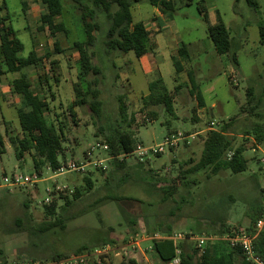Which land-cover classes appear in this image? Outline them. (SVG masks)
<instances>
[{
	"label": "rangeland",
	"instance_id": "374dc122",
	"mask_svg": "<svg viewBox=\"0 0 264 264\" xmlns=\"http://www.w3.org/2000/svg\"><path fill=\"white\" fill-rule=\"evenodd\" d=\"M5 1L12 25L25 47L21 57L35 50L41 58L24 73L33 82L38 98L48 105L47 123H62L65 162L92 160L88 151L100 142L95 136L98 127L118 118L120 94L126 96L129 112L135 117L136 125L131 131L137 145L160 146L166 138H179V133L182 139L177 146H166L163 154L143 162L132 156H119L127 162L123 170H114L108 153L97 151L95 156L107 160L103 172L89 169L86 174L55 175L46 166L38 174L36 184L12 187L4 178L32 176L36 172L32 153L26 152L18 160L11 142L12 138L22 137L20 97L10 85L21 73L4 76L0 84V263H51L55 255L70 256L83 245L94 248L106 239L115 242L111 246L124 249L123 253H137L138 249L126 247L131 237L171 232L222 238L237 229L248 230L249 214L263 203L264 189V144H258L252 134L255 124L264 126V46L259 42L258 29V23L264 22V0H256L259 11L246 0H191L190 4L175 0L174 12L166 14L147 0L134 3V23L146 24L153 44L154 29L161 30L158 46L143 61L134 52L107 53L103 40L108 22L100 15L101 31L95 33L97 41L90 52L101 75L91 74L85 80L79 78V53L73 48V42L82 38L80 13L71 0H62L64 15L56 19L57 23L66 24L68 33H59L56 38L48 31L38 30L45 12L41 0ZM21 2H25L26 12ZM199 6L207 11L209 24L219 20L228 28L231 53L236 54L238 66L228 56L217 53ZM56 41L60 53H54ZM183 44L189 58L178 55ZM172 56L181 61L182 72H176ZM159 57H163L162 63ZM52 60L58 62L57 73L50 70ZM189 71L194 73L204 107L192 94ZM158 78L174 96L172 114L163 106L147 109L143 105L149 83ZM95 79L100 81L103 116L98 119L85 105L74 109L75 121H71L68 108L75 100L74 83L84 85ZM150 111L156 113L155 118L148 114ZM229 122L232 124L228 135L234 140V148L243 150L247 170L238 174L223 171L216 176L209 170L186 172L200 160L210 130L220 131ZM86 175H91L94 188L86 191L85 187L82 196L74 199V188L84 184ZM66 202L72 204L67 206ZM53 205L65 222V229L58 227L41 233L39 225L56 218L46 215L45 207ZM150 244L142 242L141 247ZM212 246L228 248L221 240L205 245Z\"/></svg>",
	"mask_w": 264,
	"mask_h": 264
},
{
	"label": "trees",
	"instance_id": "16d2710c",
	"mask_svg": "<svg viewBox=\"0 0 264 264\" xmlns=\"http://www.w3.org/2000/svg\"><path fill=\"white\" fill-rule=\"evenodd\" d=\"M76 9L80 13L79 31L82 38H78L73 42V48L79 53L80 80H85L91 74L101 75V70L92 63L93 53L90 52L97 41L96 32L101 31V24L98 21L99 16H103L108 22V28L103 40L104 48L107 53L118 51L123 54L134 52L137 58L146 56L149 51L156 47L152 43L151 33L147 30L144 23H134L132 15V7L134 3L141 0H71ZM150 5L159 9L162 14L174 12L175 0H147ZM238 1V0H236ZM248 5L255 11H259V4L256 0H246ZM45 6V12L40 17L38 30L40 32L48 31L53 38L59 33H68L67 26L64 22L57 23L56 19L64 15V4L62 0H41ZM191 0H187L190 4ZM23 11L26 12L25 2H21ZM203 19L208 23V34L212 40L218 54L226 55L230 61L238 66L236 54H232V41L230 33L226 25L219 21L211 25L207 11L199 6ZM259 42L264 46V22L258 23ZM24 44L19 39L17 31L12 25L11 15L8 11L5 0H0V84L2 77L8 74L21 73L19 78L11 81L12 92L20 97L21 106L19 108V124L22 131V137L11 139L14 145L15 155L18 160L24 157L26 152L32 153L34 169L37 174H41L44 167L49 166L56 171L62 162H65L66 155L63 148V126L49 125L46 119L48 105L42 102L35 93L34 85L31 79L24 73L32 66H36L41 61L40 56L35 50H32L27 57H21L24 51ZM54 53H60L59 43H54ZM178 55L189 58L186 45H182L178 50ZM51 57L48 54L47 59ZM173 64L176 72L183 71L181 61L173 58ZM52 73H57L58 62L52 60L50 63ZM189 79L192 86V94L196 95L201 107L205 106V102L197 84L193 71H189ZM55 77V76H54ZM47 79V78H46ZM100 81H86L83 84L74 83L73 91L75 94L74 102L68 108V114L71 121L74 120V109L88 105L92 113L101 119L103 116V102L100 99L101 91L98 88ZM126 96L120 94L118 101V118L112 123H106L98 127L95 134L100 138V142L109 146L108 156L111 158V166L114 170H123L127 166L125 159L119 160L121 155L132 152L137 141L131 129L136 125L133 114H130L129 107L125 101ZM143 105L149 109L151 107L163 106L164 109L172 114L174 107V96L167 89L162 78H158L149 83V93L142 98ZM251 102V101H250ZM155 118L156 113L150 111L148 113ZM65 124V123H64ZM232 122L225 124L220 131L210 130L208 134V142L202 152L200 160L187 169L186 172L198 173L202 170H209L214 176L219 175L223 171H230L238 174L247 170L248 160L244 157L241 148H234L233 139L229 137V130ZM252 134L258 144H264V126L255 124ZM0 143L2 139L0 138ZM229 155H231L229 157ZM160 156V155H158ZM104 170H102L103 172ZM84 184L74 188V199L82 196V189L86 187V191L94 188V181L91 175L83 177ZM263 193V190H262ZM122 199V198H121ZM120 199V200H121ZM67 200V199H66ZM68 201V200H67ZM66 202V205H71ZM47 216H56L54 221H45L39 225V232L45 233L55 228L65 229V222L57 216L56 207H45ZM264 214V201L252 210L249 214L250 227L247 232L255 236L254 248L256 254L264 262V228L257 230V224ZM164 235H172L171 232ZM115 244L109 239L104 240L97 247H89L83 245L77 248L74 254L92 251L106 245ZM217 245V244H216ZM151 248L157 254L162 264H171L177 257L176 251L180 250L179 264H254L246 259L243 252L237 248H230L220 256L216 255L214 246L205 247L200 251L190 242L182 241L175 244L172 240H153ZM61 254L52 257V261H59L67 258ZM0 264H6L0 263ZM103 264H106L104 261ZM120 264H144L136 258L126 257Z\"/></svg>",
	"mask_w": 264,
	"mask_h": 264
},
{
	"label": "built area",
	"instance_id": "2783aa9c",
	"mask_svg": "<svg viewBox=\"0 0 264 264\" xmlns=\"http://www.w3.org/2000/svg\"><path fill=\"white\" fill-rule=\"evenodd\" d=\"M178 136L180 138L182 136L181 133H179ZM179 138H176L174 136L166 138L165 143L160 146H144L142 144H139L132 152L122 156L126 158L132 156L134 158H137L140 162H143L152 156L163 154L165 152L166 146H168L169 148L177 146L178 145L177 141L182 139V137L180 139ZM108 150H109V146L107 144L98 142L95 145H93L88 151V155L90 156L89 158H92V160H89L87 162L81 160H71L61 163V166L56 171H53L51 168L49 169L55 175H62L67 173L86 174L89 171V169L106 170L107 160L98 158L97 156H95V153L97 151L108 152ZM230 156L231 155H229V157ZM123 157H119V158L122 159ZM261 162L264 165V158L261 160ZM39 179H40L39 175L35 173V175L32 176L13 175L11 178H7V177L4 178V181L9 183V185L12 187H22L29 184H36L39 181ZM46 201L49 202V199H46ZM263 201H264V189H263ZM263 225H264V214L262 219L257 224V230L262 229ZM163 239L172 240L175 244H178L179 242L182 241L194 243L195 246L200 251L203 250V248L208 242H215L221 240L226 242L230 248L240 249L248 261L254 264H264L262 259L256 254L254 248L255 236L251 233H248L244 229H237L235 231L228 232L227 235L223 236L222 238H218L214 235H205V234L196 237L193 234L187 235L183 233H174L170 236L155 233L153 235H143L141 237L137 236L135 238L131 237L126 247L139 249L141 247L142 242H147V241L151 242L153 240H163ZM120 255H121V248H115L111 245H106L100 248H95L89 252L73 254L65 259L59 261H53L51 263L26 261V262H13L8 264H103L104 261L108 262L111 257H118ZM176 255L177 257L174 259V261L171 264L180 263V259H179L180 250L176 251Z\"/></svg>",
	"mask_w": 264,
	"mask_h": 264
},
{
	"label": "crops",
	"instance_id": "0c3cea01",
	"mask_svg": "<svg viewBox=\"0 0 264 264\" xmlns=\"http://www.w3.org/2000/svg\"><path fill=\"white\" fill-rule=\"evenodd\" d=\"M145 26H146V24H145ZM146 28H147V26H146ZM147 30L149 31L148 28H147ZM158 31L161 32L160 29H157V28L154 29V32L156 33V35H155V42L157 44L156 46H158L157 36L160 33ZM147 56L148 55L142 57V61ZM173 58H174V56H172V60H173ZM159 60H160L159 63H162L163 57H159ZM5 76L6 77H9L8 75H5ZM127 248H129V247H127ZM123 250L121 251V255L120 256H118V257H111L110 260L108 262H106V263H108V264H112V263L113 264L114 263L120 264L121 262H123V260L126 259V257H128V258L130 257V258H136L138 261H141L144 264H162L161 260L157 256V254L152 251L151 244L148 245V246H145V247H140L138 249V252L137 253H132V252H127L126 253V251L123 253ZM227 251H228V248L227 249L226 248L224 249L223 247H220V246H217L215 248L216 255H218V256H220L222 254H225Z\"/></svg>",
	"mask_w": 264,
	"mask_h": 264
}]
</instances>
